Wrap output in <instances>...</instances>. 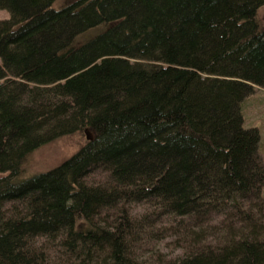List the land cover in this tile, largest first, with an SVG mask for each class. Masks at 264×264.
<instances>
[{
  "label": "trees",
  "instance_id": "1",
  "mask_svg": "<svg viewBox=\"0 0 264 264\" xmlns=\"http://www.w3.org/2000/svg\"><path fill=\"white\" fill-rule=\"evenodd\" d=\"M263 7L0 0V264H264Z\"/></svg>",
  "mask_w": 264,
  "mask_h": 264
},
{
  "label": "rangeland",
  "instance_id": "2",
  "mask_svg": "<svg viewBox=\"0 0 264 264\" xmlns=\"http://www.w3.org/2000/svg\"><path fill=\"white\" fill-rule=\"evenodd\" d=\"M259 17L264 27V7L260 10ZM8 19H10V13L6 10H0V22ZM242 113L245 118V127L247 129L257 128L260 131L261 140L258 153L264 162L263 88L257 86L254 87V93L249 96L242 105ZM85 134L66 136L38 149L34 154L31 155L28 162L26 163V177H32L40 173L48 172L70 160L85 144ZM87 135L88 134H86V136ZM88 138H90V136Z\"/></svg>",
  "mask_w": 264,
  "mask_h": 264
},
{
  "label": "water",
  "instance_id": "3",
  "mask_svg": "<svg viewBox=\"0 0 264 264\" xmlns=\"http://www.w3.org/2000/svg\"><path fill=\"white\" fill-rule=\"evenodd\" d=\"M89 137V136H88Z\"/></svg>",
  "mask_w": 264,
  "mask_h": 264
}]
</instances>
